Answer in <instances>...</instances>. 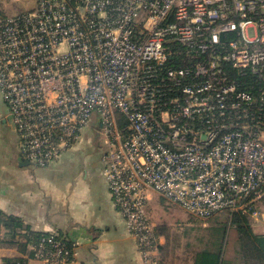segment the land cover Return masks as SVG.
<instances>
[{
  "label": "built area",
  "instance_id": "built-area-1",
  "mask_svg": "<svg viewBox=\"0 0 264 264\" xmlns=\"http://www.w3.org/2000/svg\"><path fill=\"white\" fill-rule=\"evenodd\" d=\"M0 96L39 167L100 133L108 193L147 262L153 194L199 219L263 215L264 0H34L0 14ZM50 234L35 259L73 264Z\"/></svg>",
  "mask_w": 264,
  "mask_h": 264
},
{
  "label": "crops",
  "instance_id": "crops-1",
  "mask_svg": "<svg viewBox=\"0 0 264 264\" xmlns=\"http://www.w3.org/2000/svg\"><path fill=\"white\" fill-rule=\"evenodd\" d=\"M0 125L1 212L19 217L33 231L66 234L75 251L73 264H153L143 260L113 205L101 155L91 156L78 173H62L52 165L39 168L20 156L7 108L0 113ZM5 231L0 226V264L8 257H25L15 245L2 242ZM169 254L158 248L155 264H165ZM175 254L169 264H192L191 253ZM27 264L42 263L29 258Z\"/></svg>",
  "mask_w": 264,
  "mask_h": 264
},
{
  "label": "trees",
  "instance_id": "trees-1",
  "mask_svg": "<svg viewBox=\"0 0 264 264\" xmlns=\"http://www.w3.org/2000/svg\"><path fill=\"white\" fill-rule=\"evenodd\" d=\"M256 206L264 208V195ZM215 216L216 225L210 227L205 238L196 239L201 246L188 251L192 254V264H264V232L256 230V222L248 213L224 211L212 217ZM0 226L6 230L2 242L15 245L25 255L8 257L3 260L4 264H27L29 258H35L32 247L51 235L49 232L33 231L19 217L1 211ZM154 230L159 236L164 228L155 227ZM55 234L71 248L72 243L68 239L59 232ZM159 249L166 252L162 245Z\"/></svg>",
  "mask_w": 264,
  "mask_h": 264
},
{
  "label": "rangeland",
  "instance_id": "rangeland-1",
  "mask_svg": "<svg viewBox=\"0 0 264 264\" xmlns=\"http://www.w3.org/2000/svg\"><path fill=\"white\" fill-rule=\"evenodd\" d=\"M33 8L34 0H0V14L2 15L12 16L30 11ZM5 109L0 96V113H3ZM103 149L104 145L100 133L93 131L90 127H85L80 132L79 139L70 148L63 150L48 166H59L62 173H78L83 167L88 166L87 163L91 156L94 159H99L98 156L102 154ZM36 167L39 166L36 165ZM147 211L154 228H164L159 234L163 241L161 245L163 249H166V252L171 253L168 255L165 264L173 261V255H177L175 253L188 252L200 247L201 244L196 239L199 237L205 238L210 227L216 225L214 222L216 216L206 220L196 218L177 205L167 202L158 194H153L148 201ZM262 214L257 221L255 220L256 230L259 232H264V208ZM62 236L68 239L66 234L62 233ZM177 239L179 241H176ZM180 255L183 256V254Z\"/></svg>",
  "mask_w": 264,
  "mask_h": 264
}]
</instances>
